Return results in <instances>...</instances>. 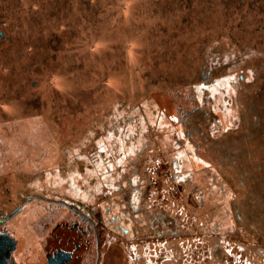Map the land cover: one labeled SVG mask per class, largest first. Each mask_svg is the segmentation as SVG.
I'll return each instance as SVG.
<instances>
[{"label": "flooded vegetation", "instance_id": "obj_1", "mask_svg": "<svg viewBox=\"0 0 264 264\" xmlns=\"http://www.w3.org/2000/svg\"><path fill=\"white\" fill-rule=\"evenodd\" d=\"M113 1L0 0V237L11 262L264 264V12L241 0L239 7L249 5L247 17L229 28L237 39L227 43L238 56L226 53L214 75L202 67L206 74L196 76L187 50L183 69L169 71L174 63H163L150 83L162 84L175 123L157 129L162 143L156 159H128L116 168L110 159L117 150L123 155L118 159L127 160L128 132L118 127L125 99L115 74L99 81L89 70L102 57L116 59L115 50L105 48L111 18L94 25ZM158 1L175 9L171 0ZM119 9L118 21L109 24L124 32L129 18ZM79 29L85 31L82 39ZM156 35L149 33L147 44H158L150 49L158 54L183 47L152 40ZM154 62L157 67L163 61ZM115 64L120 78L123 72L135 81L150 77L133 75L138 68L128 70L126 55ZM237 71L252 84L245 86ZM213 87L225 98L222 106L211 101ZM232 114L234 122L223 124ZM62 115L85 118L91 128L87 141H97L87 145L98 159L85 175V203L77 171L75 198L28 189L36 175L62 173L53 169L62 146ZM108 138L117 141V150Z\"/></svg>", "mask_w": 264, "mask_h": 264}, {"label": "rangeland", "instance_id": "obj_2", "mask_svg": "<svg viewBox=\"0 0 264 264\" xmlns=\"http://www.w3.org/2000/svg\"><path fill=\"white\" fill-rule=\"evenodd\" d=\"M171 1L174 2V10H171L173 9L171 4L159 2L158 0H114L111 2L110 8L104 11L103 14L100 13L97 21L94 22V25L96 23L95 26H98L103 21L102 17L108 16V19L111 18L105 24V28H108L106 31L109 37L105 48L109 49L110 53L115 50L116 59H111L113 58L112 56L109 58L102 57L98 62L93 63V66L89 70L96 73L99 78L107 75L108 72L111 73V76L115 74L114 79L119 81L118 92H121L123 99H125L124 109L120 111L121 115L118 117V127L128 132L127 142L125 144L127 146V153L124 154L127 160L123 158L118 159V157L123 156L121 154L122 151L119 153L121 149L119 151L117 150L118 144H115L117 141L108 138L110 144H112L111 146L117 150V157L111 156L112 158L110 159L116 168L126 166L125 163H127L128 159H156L157 152L162 143L158 137L160 133H158L157 129H162L166 124L174 125L175 123L172 117L173 107L163 93V90L159 87L162 84L159 83L157 86L156 84L150 83L151 80L156 79V74L164 70L163 63L170 65L173 62L174 65L172 67L174 69L170 67L168 70H179L181 67H184V58H181V55L187 50L185 51L186 55L196 62V76L206 74L208 70L214 75L218 71V66L224 63L223 57L224 55L227 56L226 53H231L233 56L234 54L237 55L235 50L227 44L234 43L237 39L236 37L230 36L232 30L229 28L234 26L240 18L247 17L246 11L248 10V3L250 7L256 6L258 9L260 7V10L264 12V5H262L264 1L262 4L259 3L261 0H248V3L243 4L244 7H239L241 0ZM156 7L159 9L157 14H153L146 19L145 16L154 11ZM262 7L263 9H261ZM119 8H122L125 11V16L128 15L129 18L128 22H126V30L124 32H122L123 28L119 25H113L111 27L109 24L118 21L117 10ZM189 11L190 14H188ZM188 15L189 18L187 20L189 24L186 27L183 23L186 22ZM259 21L262 22L261 20H255L254 23L259 24ZM132 24H134V27H130ZM249 27L253 28V26ZM245 28L247 27L245 26ZM165 32L169 34L166 35ZM149 33L159 34L152 37V40L159 38L163 43L168 42L170 46L173 45L171 47L174 49L175 47H183L178 52L175 50L174 54L173 51L166 54H160L159 51L158 54L155 50L152 51L158 48V44L157 46L153 45V47L149 44L150 46L148 47ZM164 33L165 35H163ZM78 34H80L79 36L82 39L85 31H80L79 29ZM117 34L121 35L119 36ZM95 38L99 37L95 36ZM76 40L74 41L75 43H77ZM68 41L66 39L64 44H67ZM142 45L146 46V48L142 47ZM121 55H126L127 61L132 62V66L128 70L132 72L134 71V67L138 68V72H133V75L139 77L140 74L148 72L150 77L143 76L141 80L135 81L134 77L126 78L127 75L123 72L120 78L119 72H114V69L117 67L115 63L121 60ZM233 56L231 58L229 57L230 61ZM158 57L163 62H158L159 65L155 67V63L157 62H154V60ZM71 59H73V56ZM138 59L140 61L134 62ZM244 61L248 62L246 59ZM104 67H107L108 70ZM202 67H206L207 71L202 69ZM238 73H242L244 76L245 86L247 83L248 85L252 84L251 79L247 78L249 76L248 74L246 75L243 72L237 71ZM120 80L124 84L120 83ZM215 87L210 90L213 94L216 91ZM222 96L221 94L212 95L211 97L213 99L211 101L213 105L216 106L215 100L218 99V106H222V102L225 101V98ZM218 109L220 108L218 107ZM224 113L225 111L223 109L219 110V118L223 119ZM62 117L59 121L60 123H64L63 132L61 133L62 139L60 141L62 146L58 151L61 160L58 158L57 167H53L56 170L62 168V173L58 175L56 171L51 169L48 174L36 175L30 180L28 189L30 193H38L46 197L59 196L68 199L75 198V192L72 189V181L75 180V177H72V174H74V171H77V178H79V175L83 176L79 178V187L84 189L82 191L84 193L81 192L82 195L80 196V200L84 202L86 199L85 188L88 185L85 175L91 169V160L98 159L96 153H90L87 150V145L90 142H95L94 144H96L97 141L93 139L90 142L87 141L88 130L91 128L85 118L70 121L71 119L68 120V117L65 115H62ZM157 117H161V120L155 122ZM233 119L234 114L227 121L223 120V124L229 123L230 125ZM77 147L79 148L77 149ZM138 152L139 154H136ZM159 187L160 189H168L166 183H160Z\"/></svg>", "mask_w": 264, "mask_h": 264}, {"label": "water", "instance_id": "obj_3", "mask_svg": "<svg viewBox=\"0 0 264 264\" xmlns=\"http://www.w3.org/2000/svg\"><path fill=\"white\" fill-rule=\"evenodd\" d=\"M0 264H13L9 258L7 241L0 237Z\"/></svg>", "mask_w": 264, "mask_h": 264}, {"label": "bare ground", "instance_id": "obj_4", "mask_svg": "<svg viewBox=\"0 0 264 264\" xmlns=\"http://www.w3.org/2000/svg\"><path fill=\"white\" fill-rule=\"evenodd\" d=\"M120 10V12H125L124 10L122 11V8H120L119 9ZM128 16V15H127ZM144 24V23H143ZM111 27L113 26V25H110ZM187 26V25H186ZM117 35H119V34H117ZM121 35V34H120ZM119 35V36H120ZM106 61V60H105ZM105 61H104V63H105ZM95 63V62H94ZM42 69V68H41ZM44 70H46V69H44ZM107 72V71H106ZM108 77H110V74H109V72L107 73V75H104V76H101L100 78H99V80H101V81H107L106 79H108ZM88 80V79H87ZM109 80V79H108ZM199 86V85H198ZM204 86V85H203ZM199 88H201V87H199ZM205 90V89H204ZM234 94V93H233ZM237 94V93H236ZM202 96V95H201ZM209 97V96H208ZM215 98V97H214ZM233 98V97H232ZM203 99V98H202ZM201 99V100H202ZM238 99V98H237ZM215 100V99H214ZM239 101V100H238ZM209 105V104H208ZM210 106V105H209ZM239 110V109H238ZM108 113V112H107ZM218 113V112H217ZM221 116V115H220ZM225 117V116H224ZM242 118V117H241ZM222 120V119H221ZM234 122V121H233ZM241 123V122H240ZM236 125V124H235ZM244 129V128H243ZM106 131V130H105ZM135 131V130H134ZM126 133V132H125ZM107 134V133H106ZM127 134V133H126ZM213 135V134H212ZM211 135V136H212ZM39 136V135H38ZM31 137H33V136H31ZM81 137V136H80ZM111 137V136H110ZM103 139V138H102ZM103 142V141H102ZM111 164V163H110ZM72 177H75V175L74 174H72Z\"/></svg>", "mask_w": 264, "mask_h": 264}, {"label": "snow or ice", "instance_id": "obj_5", "mask_svg": "<svg viewBox=\"0 0 264 264\" xmlns=\"http://www.w3.org/2000/svg\"><path fill=\"white\" fill-rule=\"evenodd\" d=\"M101 151H103V149H101Z\"/></svg>", "mask_w": 264, "mask_h": 264}]
</instances>
